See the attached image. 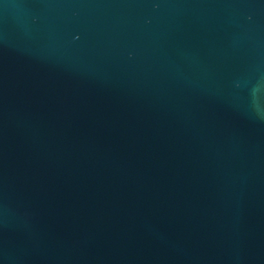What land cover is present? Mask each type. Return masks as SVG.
Returning <instances> with one entry per match:
<instances>
[{"label": "water", "instance_id": "water-1", "mask_svg": "<svg viewBox=\"0 0 264 264\" xmlns=\"http://www.w3.org/2000/svg\"><path fill=\"white\" fill-rule=\"evenodd\" d=\"M0 264H264V0H0Z\"/></svg>", "mask_w": 264, "mask_h": 264}]
</instances>
